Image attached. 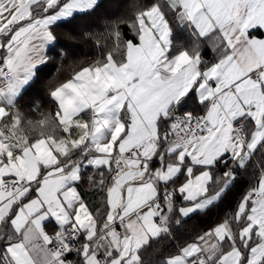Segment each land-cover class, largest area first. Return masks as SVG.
<instances>
[{
    "label": "snow or ice",
    "instance_id": "1",
    "mask_svg": "<svg viewBox=\"0 0 264 264\" xmlns=\"http://www.w3.org/2000/svg\"><path fill=\"white\" fill-rule=\"evenodd\" d=\"M102 6L0 0V264H264V0H138L49 89L53 108L25 116L23 94L68 54L55 26ZM253 164L218 224L150 258Z\"/></svg>",
    "mask_w": 264,
    "mask_h": 264
},
{
    "label": "trees",
    "instance_id": "2",
    "mask_svg": "<svg viewBox=\"0 0 264 264\" xmlns=\"http://www.w3.org/2000/svg\"><path fill=\"white\" fill-rule=\"evenodd\" d=\"M110 1L101 0L103 6L98 8L93 14H76L71 23L62 21L55 26V34L58 37L56 47L66 49L68 54L63 64L59 60H52L47 66L42 67L39 78L23 94L19 101V107L25 116L38 119L39 116L32 111L33 107L45 112L53 108L48 96L49 89L58 81L67 79L73 68L81 64H89L96 59L100 52L103 51L102 48L97 49V41L102 46L106 42L110 45L111 41L106 40L108 31L120 19L130 18L138 2V0H115L117 1L116 5L111 6L114 8L110 9L107 6ZM120 27L128 38H132L131 33L124 25ZM75 28L80 31L79 34L77 31H73ZM61 29H64L65 31H63L66 33L71 32L75 37V41L64 42L63 35L61 34L60 37L58 33ZM52 51L53 49L50 48L49 52ZM206 52L207 59H211L212 53L210 50H206ZM58 67L60 71L56 72ZM53 76H55V79H51ZM256 159L258 160L259 156ZM254 169L255 164L249 167L246 173H241L235 185L226 193L224 198L206 214H197L186 222L182 221L179 227L173 224L174 238L163 239L159 244L154 245L150 258H155L161 254L167 255L169 252L175 251L176 246L186 241H191L195 236L218 224L226 213H230L235 208L236 203L247 188L255 183L256 175ZM80 191L90 206H95L101 202L100 196L87 185L81 187Z\"/></svg>",
    "mask_w": 264,
    "mask_h": 264
},
{
    "label": "rangeland",
    "instance_id": "3",
    "mask_svg": "<svg viewBox=\"0 0 264 264\" xmlns=\"http://www.w3.org/2000/svg\"><path fill=\"white\" fill-rule=\"evenodd\" d=\"M116 3H117V1H115V0H111L110 3L107 4V6H108L110 9H112V8H114V7H111V6L116 5ZM120 11H121V9H120ZM78 24H79V23H78ZM63 30H64V29H63ZM63 30L61 29V30L58 31V33L60 34V37H61V34H62V35H63L62 38L64 39V42H68V43H70L69 40H68L67 37H66V36H67V35H66L67 33L64 32L65 30H64V31H63ZM73 31H74V32L77 31V28H75ZM77 32H78V34H79L80 31L78 30ZM72 41H75V40H72ZM72 41H71V42H72Z\"/></svg>",
    "mask_w": 264,
    "mask_h": 264
},
{
    "label": "crops",
    "instance_id": "4",
    "mask_svg": "<svg viewBox=\"0 0 264 264\" xmlns=\"http://www.w3.org/2000/svg\"><path fill=\"white\" fill-rule=\"evenodd\" d=\"M211 52V51H210Z\"/></svg>",
    "mask_w": 264,
    "mask_h": 264
}]
</instances>
